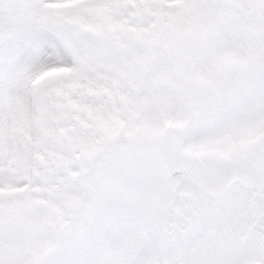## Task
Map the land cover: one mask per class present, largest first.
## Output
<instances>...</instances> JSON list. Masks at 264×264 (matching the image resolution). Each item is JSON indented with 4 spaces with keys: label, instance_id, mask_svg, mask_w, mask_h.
<instances>
[{
    "label": "snow or ice",
    "instance_id": "obj_1",
    "mask_svg": "<svg viewBox=\"0 0 264 264\" xmlns=\"http://www.w3.org/2000/svg\"><path fill=\"white\" fill-rule=\"evenodd\" d=\"M0 264H264V0H0Z\"/></svg>",
    "mask_w": 264,
    "mask_h": 264
}]
</instances>
